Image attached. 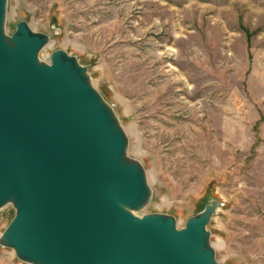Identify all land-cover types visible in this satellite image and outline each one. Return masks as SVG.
<instances>
[{
	"label": "rangeland",
	"instance_id": "rangeland-1",
	"mask_svg": "<svg viewBox=\"0 0 264 264\" xmlns=\"http://www.w3.org/2000/svg\"><path fill=\"white\" fill-rule=\"evenodd\" d=\"M87 65L179 227L212 199L221 264H264V0H8ZM0 209V236L14 217ZM0 264H30L0 245Z\"/></svg>",
	"mask_w": 264,
	"mask_h": 264
},
{
	"label": "water",
	"instance_id": "water-1",
	"mask_svg": "<svg viewBox=\"0 0 264 264\" xmlns=\"http://www.w3.org/2000/svg\"><path fill=\"white\" fill-rule=\"evenodd\" d=\"M0 0V209L14 217L0 245L30 264H221L210 200L184 227L141 213L153 189L129 136L87 65L28 21L6 28Z\"/></svg>",
	"mask_w": 264,
	"mask_h": 264
}]
</instances>
